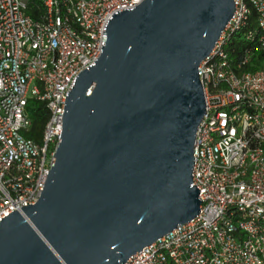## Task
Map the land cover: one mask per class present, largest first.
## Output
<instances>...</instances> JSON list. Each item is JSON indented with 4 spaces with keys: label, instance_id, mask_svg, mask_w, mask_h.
<instances>
[{
    "label": "water",
    "instance_id": "1",
    "mask_svg": "<svg viewBox=\"0 0 264 264\" xmlns=\"http://www.w3.org/2000/svg\"><path fill=\"white\" fill-rule=\"evenodd\" d=\"M234 12V0H143L108 19L65 96L37 203L0 221V264H124L198 216L197 70Z\"/></svg>",
    "mask_w": 264,
    "mask_h": 264
},
{
    "label": "built area",
    "instance_id": "2",
    "mask_svg": "<svg viewBox=\"0 0 264 264\" xmlns=\"http://www.w3.org/2000/svg\"><path fill=\"white\" fill-rule=\"evenodd\" d=\"M143 0H0V221L37 203L61 136L65 96L101 54L104 26ZM235 12L198 67L205 114L193 148L198 216L131 256L124 264H264V71H245L264 52V0H234ZM251 16L254 17L251 26ZM250 43L238 61L232 35ZM45 104L40 143L29 100Z\"/></svg>",
    "mask_w": 264,
    "mask_h": 264
},
{
    "label": "trees",
    "instance_id": "3",
    "mask_svg": "<svg viewBox=\"0 0 264 264\" xmlns=\"http://www.w3.org/2000/svg\"><path fill=\"white\" fill-rule=\"evenodd\" d=\"M43 7L39 0H30L27 14L35 20L43 15ZM254 17L251 16V26H253ZM250 43L243 38V33H235L232 35L227 45V52L231 54L234 61H238L243 52L250 47ZM245 71L254 72L258 70L264 71V52L254 49L250 57L249 63L246 65ZM26 113L31 121V128L24 136L35 142L40 143L43 137L46 122L48 120V111L45 104L36 100H29L26 106Z\"/></svg>",
    "mask_w": 264,
    "mask_h": 264
}]
</instances>
